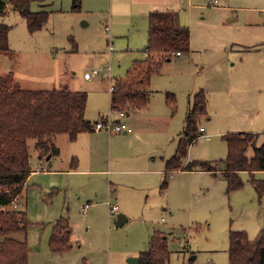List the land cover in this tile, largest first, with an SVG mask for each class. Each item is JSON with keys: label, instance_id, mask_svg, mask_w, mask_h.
Wrapping results in <instances>:
<instances>
[{"label": "rangeland", "instance_id": "obj_1", "mask_svg": "<svg viewBox=\"0 0 264 264\" xmlns=\"http://www.w3.org/2000/svg\"><path fill=\"white\" fill-rule=\"evenodd\" d=\"M155 2L158 9L179 12L180 22L190 28L191 51L181 56L174 54L152 75L150 104L124 118L134 131L98 132L102 146L97 162L91 166L85 156L81 167L84 172H68L62 178L43 173L46 167L38 163L36 139H29L30 162L37 173L29 177L28 185L9 207L27 211L30 264H139L128 259L148 249L156 231L167 236L170 256L166 264H229L230 231L245 230L254 239L264 226V195H258L248 171L241 172L243 186L235 189L228 188L222 173L182 169L172 172L164 187L162 172L140 170L130 164L128 157L135 148L146 146L156 159L152 168L161 169L164 160L176 151L193 95L201 88L207 93L208 106L199 126L206 128L209 137H198L184 163L227 156L224 135L238 130H228L230 113L223 111L219 87H226L232 78L246 73L248 81L261 85L257 92H264V60L258 59L264 57V0ZM147 3L36 1L32 8L49 11V18L42 29L34 32L10 4L4 21L11 26L9 44L14 55L0 53V75L12 73L24 88L85 90V116L96 121L112 113L116 121L117 114L110 104L111 85L126 76L135 60L145 56ZM229 17L234 18L227 21ZM238 45L260 46L254 49L259 51L244 53ZM95 69L99 73L85 78V72ZM237 91L235 88L239 106L249 105L247 98L257 94L249 89ZM168 92L175 94L174 111L167 100ZM260 133L258 145L263 139ZM57 136L65 154L69 150L68 134ZM112 147L114 151L110 153ZM120 150H125L126 157L118 162ZM253 152L250 147L248 155ZM219 164L223 168V163ZM255 175L264 180V170ZM86 203L91 206L85 213ZM109 203L118 205L119 210L110 213ZM120 213L128 220L117 225ZM62 216L70 221L73 246L60 253L50 249L49 240L54 223Z\"/></svg>", "mask_w": 264, "mask_h": 264}, {"label": "trees", "instance_id": "obj_2", "mask_svg": "<svg viewBox=\"0 0 264 264\" xmlns=\"http://www.w3.org/2000/svg\"><path fill=\"white\" fill-rule=\"evenodd\" d=\"M36 1L44 0H0V53L14 55L9 44L11 26L4 21L10 4L26 19L29 31L40 30L47 23L49 11L34 10L32 4ZM148 16V43L144 48L147 58L135 60L126 76L114 81L110 91L113 111L125 110L128 114L146 108L151 100L152 75L174 54L181 56L191 51L190 28L180 22L177 10L155 8ZM167 100L174 111L175 94L168 92ZM87 103L88 93L82 89L24 88L12 73L0 75V264H30L27 211L9 207L21 195L33 170L29 139H36L40 158L50 160L57 156L60 153L56 144L58 134L67 133L75 140L79 133L94 130V121L85 116ZM207 106V93L201 88L193 95L176 151L166 160L162 186H167L168 177L175 170H208L215 175L222 173L228 188L235 189L243 186L241 172L248 171L258 195H264V180L255 175L264 170V134L261 144H257L260 132H228L224 135L228 146L225 158L184 163L190 146L202 133L199 120L207 114ZM250 147L254 150L251 156L248 155ZM73 160L75 167L78 161ZM219 163H223V168ZM71 234L68 218L57 219L52 227L50 249L60 253L70 249L73 246ZM164 234L155 232L148 249L140 252L139 264H166L170 249ZM229 261V264H264V226L254 239H250L245 230H231Z\"/></svg>", "mask_w": 264, "mask_h": 264}, {"label": "crops", "instance_id": "obj_3", "mask_svg": "<svg viewBox=\"0 0 264 264\" xmlns=\"http://www.w3.org/2000/svg\"><path fill=\"white\" fill-rule=\"evenodd\" d=\"M146 1L148 2L147 4H149V12L159 6L158 3L155 2V0H146ZM233 18L234 17H232V18L229 17L227 19V21L233 20ZM262 44H264V43H261V45ZM238 46L240 48H242V49H240V51H243L244 53H254L255 51H259V50H254V49L259 47L260 45H253V46L238 45ZM245 55H247V54H245ZM146 56L147 55L145 53V56L143 59H145ZM246 57H248V56H246ZM258 59L264 60L263 55H261L260 58H258ZM245 61H246V59H245ZM252 61H253V59H251V62ZM250 75L252 76L253 73H250ZM17 82H19V81H17ZM259 87H261V85L258 86L257 81L254 82L252 80L251 81L247 80V74L246 73H243V74L237 76V78H232L230 84L227 83L226 87L225 86L219 87V93L223 97L222 101H221L222 103H224V110L223 111L230 113V117L226 123L227 126H229L228 130L263 132V134H264V92L258 93L256 88H259ZM235 88H236V92H238L237 89L243 90V92L246 89H249L253 92H257L256 97L247 98V100L249 101V105L239 106L236 104V100L240 99V97L236 98L237 93H236V95H234ZM230 104H233V106L230 107ZM131 114H132V112H130L128 114L126 113V115L123 117H119L116 115V119L118 121L121 120L123 122L128 123L126 120L124 121V118H126V116H128V117L131 116ZM200 127H204V126H200ZM102 130H104V129H102ZM102 130H93V131L81 132V133H79L78 137L75 140H71L68 136L69 150L65 154H63V147H62L61 143L58 142L59 140H58V136H57L56 137V144L60 148V153L57 156L52 157L50 160H48L47 157H43V158L39 157L38 158L39 159L38 163H41V165H45V167H46L43 170V173L45 175H48V177H56L57 178L58 176H60L62 178L65 175V173H68V172L69 173L73 172V171L84 172L85 170H83L81 167L85 164V156H87V161L89 162V164L91 166L93 164H95L98 160L97 155L99 153V148L102 146V139H101V136L98 132H101ZM133 131H134V129L131 132H133ZM206 132H207L206 128L204 127V133L206 134ZM110 133H112V132H110ZM201 134H203V132ZM104 136L107 137L106 135H104ZM98 138L100 139L99 142L97 141ZM206 138H208V137H206ZM113 140L114 139H111L112 142H113ZM262 141H263V139H262ZM113 151L114 150L112 147L110 149V153H113ZM152 154H153V152L151 151V149H148L146 146H141L139 148H135L133 153L128 156V157H130L129 162L131 165H133L135 167H141L140 170L146 171L148 173L162 172L164 175V168H165V163H166L167 159L164 160V165L161 169L154 170L152 167H153V165H154L153 163L156 161V159L152 157ZM125 157H126L125 150H120L119 155L117 154V158L119 159L118 162L124 160ZM70 158H71L72 163L74 162L73 158H76L77 161L79 162V165H78L79 167H77V166L74 167L72 163L69 164ZM47 163L49 164V166H47L48 165ZM191 171L210 172L208 170H191ZM89 172L92 173V172H94V170L91 168V169H89ZM33 173H37L36 170L34 169V167H33V170L31 172L30 176ZM28 181H29V178H28ZM28 181H27L26 185H28ZM118 210H119V208H118ZM114 212H116V211H114ZM110 213H113V212H110Z\"/></svg>", "mask_w": 264, "mask_h": 264}, {"label": "built area", "instance_id": "obj_4", "mask_svg": "<svg viewBox=\"0 0 264 264\" xmlns=\"http://www.w3.org/2000/svg\"><path fill=\"white\" fill-rule=\"evenodd\" d=\"M106 29L108 31H110L111 30L110 25L107 24L106 25ZM110 48H113L112 45H110ZM178 54H180V53H178ZM107 70L109 71L110 67H108ZM97 73H99V70L95 69L92 72H85L84 76H85V78L90 79V78H92V76L94 74H97ZM112 88H113V85H111V90H112ZM115 112H116L117 116H119V117H123V116L126 115V111L125 110H117ZM93 129L94 130H102V129H104V130H107L109 132H114V131L131 132L133 130V128L128 123L123 122L121 120H119V121L116 120L115 121L114 118L112 117V113H109V114H106V115L103 114L101 116V118H99L98 120L94 121ZM200 130H201V132H203V135H205L206 137H209L207 134L204 133V127H200ZM109 204H110V207H109L110 212L118 211V208H119L118 205H113L111 203H109ZM90 205H91V203H86L84 205L83 211L85 213L87 212V210L90 207Z\"/></svg>", "mask_w": 264, "mask_h": 264}, {"label": "water", "instance_id": "obj_5", "mask_svg": "<svg viewBox=\"0 0 264 264\" xmlns=\"http://www.w3.org/2000/svg\"><path fill=\"white\" fill-rule=\"evenodd\" d=\"M124 133H127L126 131ZM127 216L124 214V213H120L118 215V219H117V225H122L124 224L126 221H127ZM129 262H132V263H139L140 261V258L139 256H135V257H130L128 259Z\"/></svg>", "mask_w": 264, "mask_h": 264}]
</instances>
